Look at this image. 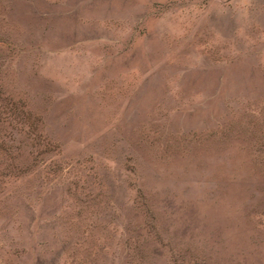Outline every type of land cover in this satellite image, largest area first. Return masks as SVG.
Masks as SVG:
<instances>
[{
    "label": "rangeland",
    "instance_id": "1",
    "mask_svg": "<svg viewBox=\"0 0 264 264\" xmlns=\"http://www.w3.org/2000/svg\"><path fill=\"white\" fill-rule=\"evenodd\" d=\"M0 264H264V0H0Z\"/></svg>",
    "mask_w": 264,
    "mask_h": 264
}]
</instances>
